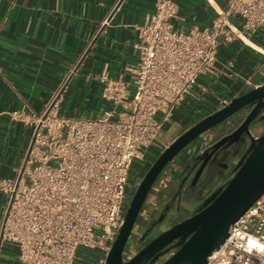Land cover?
Instances as JSON below:
<instances>
[{
    "label": "built area",
    "instance_id": "1",
    "mask_svg": "<svg viewBox=\"0 0 264 264\" xmlns=\"http://www.w3.org/2000/svg\"><path fill=\"white\" fill-rule=\"evenodd\" d=\"M212 8L210 29L183 33L173 25L177 5L158 0L147 22L136 26L132 89L102 76L106 108L99 116L59 115V93L39 116L24 109L9 114L31 129L15 176L0 180L6 198L0 247L14 246L19 264H75L80 248L99 253L94 264H104L139 185L130 183L132 167L144 163L157 133L212 67L222 45L239 41L258 52L244 38L250 41L248 34L264 28V0H226L224 9ZM206 264H264V194Z\"/></svg>",
    "mask_w": 264,
    "mask_h": 264
},
{
    "label": "crops",
    "instance_id": "2",
    "mask_svg": "<svg viewBox=\"0 0 264 264\" xmlns=\"http://www.w3.org/2000/svg\"><path fill=\"white\" fill-rule=\"evenodd\" d=\"M157 1L0 0V180L15 176L31 135L27 125L11 120V112L24 109L39 116L59 93V115L91 119L106 108L100 98L102 76L122 80L132 89L138 60L136 26L147 22ZM172 1L178 7L174 29L183 33L210 29L212 6H226V0ZM232 22L241 26L238 19ZM248 37L252 43L244 41L259 53L239 41L222 45L212 67L157 133L145 164L180 134L222 109L223 102L229 104L243 89L264 83V28ZM168 133L170 140L158 138ZM186 158L184 152L166 172L175 175ZM138 177L139 172L136 181ZM5 199L0 192V218ZM150 203L156 207V202ZM0 264H19L14 246L0 247Z\"/></svg>",
    "mask_w": 264,
    "mask_h": 264
},
{
    "label": "water",
    "instance_id": "3",
    "mask_svg": "<svg viewBox=\"0 0 264 264\" xmlns=\"http://www.w3.org/2000/svg\"><path fill=\"white\" fill-rule=\"evenodd\" d=\"M260 104L264 105V83L243 89L228 105L197 122L159 154L139 183L104 264H206L207 257L225 243L234 224L264 194V134L252 143L226 185L216 191L196 214L159 234H151L137 245L143 205L158 176H163L165 168L184 154L188 145L202 143L216 129L238 118L244 119L242 124L206 151L220 147L242 132L248 134V126L260 116L257 112ZM259 121H264V114ZM175 241H179L176 248L162 256Z\"/></svg>",
    "mask_w": 264,
    "mask_h": 264
},
{
    "label": "flooded vegetation",
    "instance_id": "4",
    "mask_svg": "<svg viewBox=\"0 0 264 264\" xmlns=\"http://www.w3.org/2000/svg\"><path fill=\"white\" fill-rule=\"evenodd\" d=\"M251 110L252 108L246 114ZM257 112L260 116L264 114L263 104L259 105ZM260 116L255 117L248 126V134L242 132L220 147L206 151L222 137L234 132L242 124L243 118H238L235 124L228 122L222 128L216 129L209 135V141L204 147L201 143L193 142L185 148L187 158L175 175L170 171L158 176L140 214L142 218L139 220L137 245L151 234H159L176 222L196 214L216 191L226 185L237 171L241 160L248 154L252 143L264 134V121H259ZM227 126L231 127L223 130ZM144 175L140 177L139 183ZM203 199V204L197 201ZM150 201L156 202V207H151ZM178 242L169 245L162 256L175 249Z\"/></svg>",
    "mask_w": 264,
    "mask_h": 264
},
{
    "label": "rangeland",
    "instance_id": "5",
    "mask_svg": "<svg viewBox=\"0 0 264 264\" xmlns=\"http://www.w3.org/2000/svg\"><path fill=\"white\" fill-rule=\"evenodd\" d=\"M182 134H180L179 136H181ZM178 136V137H179ZM159 139H168L170 140L171 139V134L168 133V134H165V135H159L158 136ZM185 152V151H184ZM148 154H151V150H148ZM155 157L151 158L150 161L152 162H149L150 163V166L151 164L155 161ZM148 164H145L143 163L142 166L140 167L139 169V177H138V180H140V177L143 176L146 171L149 169L150 167ZM168 166L165 168L167 169ZM138 170V166L137 165H134L132 167V172H131V175H130V183L132 184L136 178V173ZM133 195L130 196L129 200H128V204L130 203L131 199H132ZM206 199V198H205ZM205 199L203 200H197L199 203L203 204V202L205 201ZM99 256V253L95 252V251H87L83 248H80L77 252V261L75 264H94V261L96 260V258Z\"/></svg>",
    "mask_w": 264,
    "mask_h": 264
},
{
    "label": "trees",
    "instance_id": "6",
    "mask_svg": "<svg viewBox=\"0 0 264 264\" xmlns=\"http://www.w3.org/2000/svg\"><path fill=\"white\" fill-rule=\"evenodd\" d=\"M236 121H237V119L236 120H232V121H230L231 122V124H235L236 123ZM231 126H227V127H225V129L224 130H227V129H229ZM150 165V164H149Z\"/></svg>",
    "mask_w": 264,
    "mask_h": 264
},
{
    "label": "bare ground",
    "instance_id": "7",
    "mask_svg": "<svg viewBox=\"0 0 264 264\" xmlns=\"http://www.w3.org/2000/svg\"><path fill=\"white\" fill-rule=\"evenodd\" d=\"M245 39V38H244Z\"/></svg>",
    "mask_w": 264,
    "mask_h": 264
}]
</instances>
